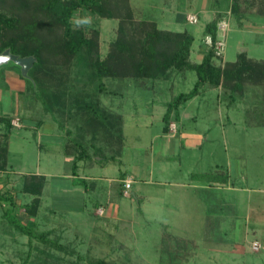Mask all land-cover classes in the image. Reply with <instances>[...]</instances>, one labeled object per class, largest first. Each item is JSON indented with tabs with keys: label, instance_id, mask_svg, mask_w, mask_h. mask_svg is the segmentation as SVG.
<instances>
[{
	"label": "rangeland",
	"instance_id": "1",
	"mask_svg": "<svg viewBox=\"0 0 264 264\" xmlns=\"http://www.w3.org/2000/svg\"><path fill=\"white\" fill-rule=\"evenodd\" d=\"M219 1L228 8V0ZM129 2L136 20L160 27L163 13L196 14L197 23L183 24L194 37L192 47L201 42L216 5L215 0ZM91 17L101 30L103 59L117 20ZM225 18L222 60L234 62L243 49L249 58L263 59L264 32L245 26L247 15L241 28L234 17ZM8 73L21 76L11 62L0 67V116L14 118L0 193L20 205L32 200L18 194L21 175L45 173L47 183L34 228L29 215L0 203V264H264L263 86H249L242 96L203 87L179 108L178 117L170 115L168 129L179 133L181 142L167 143L160 137L166 105L192 90L193 71L153 83L90 80L86 74L74 80L70 72L61 87L64 105L50 111L27 79H19L21 90L11 87ZM22 123L29 127L21 128ZM37 123L42 125L34 133L30 126ZM65 152L85 156L75 177L66 176L73 169ZM124 176L131 182L127 195ZM6 210L8 218L15 215L31 229V237L2 217ZM253 242L260 245L257 251Z\"/></svg>",
	"mask_w": 264,
	"mask_h": 264
},
{
	"label": "trees",
	"instance_id": "2",
	"mask_svg": "<svg viewBox=\"0 0 264 264\" xmlns=\"http://www.w3.org/2000/svg\"><path fill=\"white\" fill-rule=\"evenodd\" d=\"M230 1L234 15L240 13L243 3L246 11L255 8L257 13L264 14V0ZM83 12L85 16L81 17ZM78 13L79 23L74 25ZM92 15L118 21L115 39L110 42L103 59L99 56L100 31L93 24ZM87 16L90 21L85 19ZM217 22L213 20L204 29V33L213 39ZM192 42L193 36L188 32L161 30L152 21L134 20L128 0H0V53L9 49L19 57L36 58L28 72L30 79L25 82L41 92L38 98L46 111H50L53 105H64L61 100L65 94L62 88H66L63 79L70 72L74 73V80L86 74L90 80L116 78L149 80L151 83L167 81L175 74L195 72L197 80L192 90L177 95L166 105L162 118L164 131L168 129L170 115L175 113L178 117L179 108L196 97L203 87L219 89L224 96L229 92V96H242L249 86L264 87V58L256 60L242 52L234 62H223L222 57L215 56L213 48L207 47L201 62L192 63L189 59ZM102 88L99 86V91ZM73 101L76 103V99ZM12 119V115L0 117L3 125L0 139L2 172L8 164ZM65 155L75 173L77 163L85 156L82 152L74 158L67 152ZM20 182L18 194L30 195L31 202L16 205L10 196L0 193V203L8 202L11 209H20L37 218L45 177L25 174L20 176ZM9 215V210H6L2 217L17 231L31 237V229L22 225L15 215L8 218ZM31 225L34 228L37 222L33 221ZM43 237V234L38 235L40 239ZM96 264L106 262L98 260Z\"/></svg>",
	"mask_w": 264,
	"mask_h": 264
},
{
	"label": "crops",
	"instance_id": "3",
	"mask_svg": "<svg viewBox=\"0 0 264 264\" xmlns=\"http://www.w3.org/2000/svg\"><path fill=\"white\" fill-rule=\"evenodd\" d=\"M216 1V5H215V7H213L212 8V15H213V17L210 19H208V21L206 22V24L203 26V30H202V33H203V37H202V39H201V42L197 45V46H195V47H192L191 46V50H190V56H189V59H190V61L192 62V63H199V62H201V60H202V58H203V56H204V54L206 53V51L208 50V48H207V46L204 44V36L206 35L205 33H204V29H205V27H206V25L208 24V23H210V22H212L213 20H219V18H223V17H226L227 15L228 16H231V18L232 17H234L233 19H234V21L236 22V24H237V26L238 27H242L243 26V18L242 17H244L245 15H247V19H248V23H246V24H244L245 26L247 25L248 27H250V28H256V27H258V31H260V32H264V14H260V13H257L256 12V9L255 8H252L251 10H248V11H246L247 10V8L244 6V3H243V1L245 2L246 0H241V2L243 3V4H241L242 6H241V9H240V13L239 14H237V15H234L233 13H231V1L230 0H228V8H226V6H224L223 4H222V2H220L219 0H215ZM248 1V0H247ZM128 2H129V0H128ZM224 6L223 7V9H221L220 7V5L221 4ZM128 4H130V2L128 3ZM131 6V5H130ZM129 6V7H130ZM244 8V11H242V9ZM130 9H131V12H132V15H133V18H134V13H133V11H132V7H130ZM244 12V13H242V12ZM246 11V12H245ZM264 11V10H263ZM246 13V14H245ZM78 15H79V17H80V13H78ZM190 15H194V16H196V18H197V21H196V23L198 22V16L196 15V14H193V13H190V14H182V13H177V15H173V18H171L170 16H169V14H167V13H163L162 14V16H161V20H160V23L163 25V27H160L159 26V24L157 23V22H155V21H152V20H146V21H152V22H154L156 25H157V27L159 28V29H161V30H166V31H172V32H188L186 29H185V27H184V25L183 24H185V23H189L188 21H187V17L188 16H190ZM77 17V19H76V21H77V24L79 23V17L78 16H76ZM207 17V16H206ZM175 18V19H174ZM253 18H255V19H253ZM260 18H262L263 19V22L262 21H259V19ZM87 21H90V17H86L85 18ZM174 19V20H173ZM246 19V20H247ZM91 20H92V17H91ZM134 20H136L135 18H134ZM136 21H143V20H136ZM92 22H93V20H92ZM94 24V23H93ZM189 24H195V23H189ZM117 25H118V21H117ZM117 25H116V28H117ZM260 27V28H259ZM98 29L100 28V27H97ZM116 28H115V31L114 32H116ZM99 31L101 32V30L99 29ZM189 34H191L190 32H188ZM192 35V34H191ZM193 36V35H192ZM193 42H194V37H193ZM193 42H192V45H193ZM243 52L244 53H246V50L245 49H243ZM195 60H197V62H193V61H195ZM224 62V61H223ZM5 79L9 82V84L11 85V87H14L15 89H17V91H19V90H21L22 89V86L21 85H19L18 83V81H19V79H21V76H19V75H16V74H10V73H8V74H6V76H5ZM23 83V82H22ZM20 87H21V89H20ZM13 116V115H12ZM1 117V116H0ZM14 119V118H13ZM12 119V120H13ZM12 124V123H11ZM41 123H37L36 125L37 126H30L31 128H33L34 129V133H37L38 132V130H39V128H40V126L42 125H40ZM115 124V123H114ZM116 124H119V123H116ZM122 124H124V123H120L119 125H122ZM29 127V124H26V123H22V125H21V128H28ZM14 127L12 126V129H13ZM169 128V127H168ZM11 129V130H12ZM1 130H2V128H1ZM163 140H165L167 143H168V139L169 140H176L177 141V139H179V142H181L180 141V135H179V133L178 134H172L171 132H170V130L169 129H167L166 131H164L163 130V128H162V135L160 136ZM185 139H188V138H185ZM182 146V145H181ZM65 158L66 159H68V157L65 155ZM83 160L82 161H80L79 163H81V164H83ZM80 166L81 165H79L78 164V166H77V170L75 171V173H74V171L72 172V174L71 175H66L67 177H75L76 175H77V171L80 169ZM2 172V171H1ZM4 172V171H3ZM27 174H34V175H41V176H44L45 177V186H46V183H47V180H46V175L47 174H40V173H27ZM24 175V174H23ZM122 178H124V179H126L127 178V176L125 177H122ZM122 178L120 179L121 180V182H123V180H122ZM133 179H132V183H133ZM123 184V183H122ZM228 185V184H227ZM45 186H44V188H45ZM95 185H93V187H94ZM231 186L233 187V185L231 184ZM232 189H235L234 187L232 188ZM43 191H44V189H43ZM251 191H254V190H251ZM43 193V192H42ZM133 194V193H132ZM40 199H41V204H40V209H41V207H42V205H43V201H42V199H43V196H42V194H41V197H40ZM101 206L99 205V207L96 209L97 211L98 210H101V208H100ZM106 213V212H105ZM106 215V214H105ZM100 216V215H99ZM107 218L109 217L108 215L106 216ZM110 218H111V216H110ZM114 218H116L115 216H113V218L112 219H114ZM30 220L33 222H35L36 221V217L35 218H30L29 219V222H30Z\"/></svg>",
	"mask_w": 264,
	"mask_h": 264
},
{
	"label": "built area",
	"instance_id": "4",
	"mask_svg": "<svg viewBox=\"0 0 264 264\" xmlns=\"http://www.w3.org/2000/svg\"><path fill=\"white\" fill-rule=\"evenodd\" d=\"M187 21L189 23H196L197 18L194 15H190L187 17ZM228 26L229 23L227 19L223 17L220 20H218L216 24L217 31H216L215 39H213L211 35L204 36V44L209 48H213L216 57H223L224 48H225V38L228 31ZM123 183H124L125 195H127V191L131 187V182H128L127 179H125ZM259 246L260 245L258 242H253L251 248L253 251H257L259 249Z\"/></svg>",
	"mask_w": 264,
	"mask_h": 264
},
{
	"label": "water",
	"instance_id": "5",
	"mask_svg": "<svg viewBox=\"0 0 264 264\" xmlns=\"http://www.w3.org/2000/svg\"><path fill=\"white\" fill-rule=\"evenodd\" d=\"M35 61L36 58L33 56L19 57L12 54L9 49H5L2 53H0V67L11 62L18 66L20 69V75L24 79H30L28 72L32 68Z\"/></svg>",
	"mask_w": 264,
	"mask_h": 264
}]
</instances>
